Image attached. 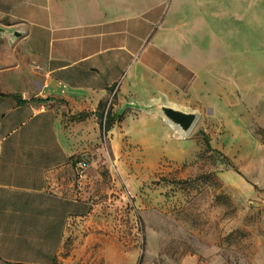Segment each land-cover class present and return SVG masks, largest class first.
I'll list each match as a JSON object with an SVG mask.
<instances>
[{
	"label": "crops",
	"instance_id": "0c3cea01",
	"mask_svg": "<svg viewBox=\"0 0 264 264\" xmlns=\"http://www.w3.org/2000/svg\"><path fill=\"white\" fill-rule=\"evenodd\" d=\"M244 9L264 13V0H0V264L83 258L85 225L111 226L94 215L85 172L75 170L98 144L100 104L114 97L115 116L127 96L179 91L177 66L191 60L189 15L221 21ZM216 81L221 92L205 101L220 97L215 104L235 114L246 131L239 169L264 190V135L252 132L264 130V81ZM148 99L199 114L173 98Z\"/></svg>",
	"mask_w": 264,
	"mask_h": 264
},
{
	"label": "rangeland",
	"instance_id": "374dc122",
	"mask_svg": "<svg viewBox=\"0 0 264 264\" xmlns=\"http://www.w3.org/2000/svg\"><path fill=\"white\" fill-rule=\"evenodd\" d=\"M185 27L192 42L183 54L191 60L177 66L185 80L179 91L127 96L115 116L114 97L100 104L83 191L94 215L109 216L111 226L85 225L83 258L73 264H264V190L238 166L246 148L238 136L246 131L215 104L220 97L204 98L221 92L220 76L264 81V13L244 9L221 21L192 14ZM150 96L196 108L197 120L187 131L173 128Z\"/></svg>",
	"mask_w": 264,
	"mask_h": 264
},
{
	"label": "water",
	"instance_id": "95a60500",
	"mask_svg": "<svg viewBox=\"0 0 264 264\" xmlns=\"http://www.w3.org/2000/svg\"><path fill=\"white\" fill-rule=\"evenodd\" d=\"M161 110L167 120L176 126H179L183 131L189 130L196 119L194 113L182 112L169 106H162Z\"/></svg>",
	"mask_w": 264,
	"mask_h": 264
},
{
	"label": "built area",
	"instance_id": "2783aa9c",
	"mask_svg": "<svg viewBox=\"0 0 264 264\" xmlns=\"http://www.w3.org/2000/svg\"><path fill=\"white\" fill-rule=\"evenodd\" d=\"M106 113H107V111H105L104 117H106ZM104 120H105V118H103V121ZM101 127L103 128V133H104V129H105L104 122L102 123ZM103 133H102V136H103ZM87 168H88V158L86 156H82V157H79L76 159L75 170H76V173L79 177H81L84 174V172L86 171Z\"/></svg>",
	"mask_w": 264,
	"mask_h": 264
},
{
	"label": "trees",
	"instance_id": "16d2710c",
	"mask_svg": "<svg viewBox=\"0 0 264 264\" xmlns=\"http://www.w3.org/2000/svg\"><path fill=\"white\" fill-rule=\"evenodd\" d=\"M106 115H108V113H106ZM98 116L101 117L102 116V113H99ZM112 120H113L112 117H110V116L107 117V119H106V121H107V123H106V129L107 130H109L111 128L112 123H113Z\"/></svg>",
	"mask_w": 264,
	"mask_h": 264
},
{
	"label": "bare ground",
	"instance_id": "6f19581e",
	"mask_svg": "<svg viewBox=\"0 0 264 264\" xmlns=\"http://www.w3.org/2000/svg\"><path fill=\"white\" fill-rule=\"evenodd\" d=\"M167 122H168V124H169L170 126H172L173 128H178V126H176L175 124L171 123L169 120H167Z\"/></svg>",
	"mask_w": 264,
	"mask_h": 264
}]
</instances>
